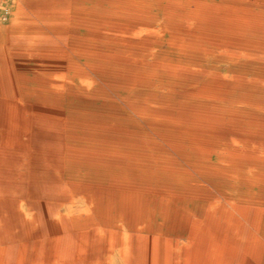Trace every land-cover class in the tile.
<instances>
[{"label": "bare ground", "instance_id": "obj_1", "mask_svg": "<svg viewBox=\"0 0 264 264\" xmlns=\"http://www.w3.org/2000/svg\"><path fill=\"white\" fill-rule=\"evenodd\" d=\"M18 2L0 264H264V0Z\"/></svg>", "mask_w": 264, "mask_h": 264}, {"label": "rangeland", "instance_id": "obj_2", "mask_svg": "<svg viewBox=\"0 0 264 264\" xmlns=\"http://www.w3.org/2000/svg\"><path fill=\"white\" fill-rule=\"evenodd\" d=\"M18 3H19L18 0H0V29L10 23V18H9V16L11 15L10 12L17 10ZM35 16L32 15L30 18V33L32 34L35 33V26H34L36 23ZM13 48L18 49L19 47L16 46ZM29 63L31 67V70L29 72V77L32 78L35 73L34 68H35L36 62L33 60H30Z\"/></svg>", "mask_w": 264, "mask_h": 264}]
</instances>
